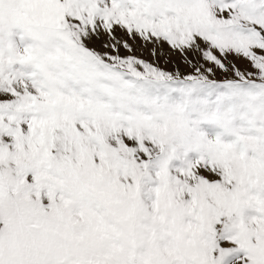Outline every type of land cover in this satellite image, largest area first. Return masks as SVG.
Listing matches in <instances>:
<instances>
[{
	"label": "snow or ice",
	"instance_id": "1",
	"mask_svg": "<svg viewBox=\"0 0 264 264\" xmlns=\"http://www.w3.org/2000/svg\"><path fill=\"white\" fill-rule=\"evenodd\" d=\"M0 264H264V0H0Z\"/></svg>",
	"mask_w": 264,
	"mask_h": 264
}]
</instances>
